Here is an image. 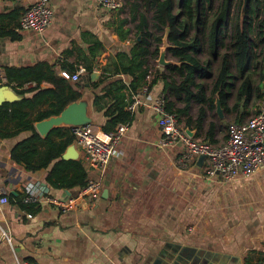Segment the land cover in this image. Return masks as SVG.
Segmentation results:
<instances>
[{
  "label": "crops",
  "instance_id": "1",
  "mask_svg": "<svg viewBox=\"0 0 264 264\" xmlns=\"http://www.w3.org/2000/svg\"><path fill=\"white\" fill-rule=\"evenodd\" d=\"M134 1L124 0L123 8L108 10L93 0H51L53 24L38 33L20 27L24 12L37 0H0V190L9 198L8 204L0 205V264L263 263L264 166L251 177L224 181L220 176H208L205 160L200 163V158L182 168L178 160L185 153L184 147H163L160 143L162 132L152 105L158 97L167 96L175 111L186 108L185 102L166 90L171 78L180 81L170 68L183 64L161 66L160 55L150 56L151 82L158 72L167 79H159L148 94L141 95L140 104L129 110L135 94L130 90L132 77L124 71L135 65L133 53L140 49L138 44L143 39L137 29L140 18L132 17ZM256 3L252 0L249 9L256 10ZM140 12L145 13L142 6ZM252 19L256 23L257 15ZM253 35L258 42L263 38L253 29L251 43ZM150 41L154 51L157 44ZM169 44L168 52L173 47ZM254 48L252 43L253 58ZM258 54L248 70L256 89L250 99L238 100L242 78L237 69H231L234 78L223 90L228 94L226 100L221 97L222 90L214 93L215 83L206 84L213 72L212 77L196 78L206 98L214 103L192 100L189 112L181 114V123L191 136L208 141L214 125L212 144L221 145L228 139L230 123L245 122L264 111V51ZM172 60L177 61L173 56ZM28 68H40L43 73L65 78L75 88L80 86V101L85 102L93 120L90 125L99 130L107 121L103 112L94 109V99L102 94L101 83L123 80L129 87L123 91L125 102L130 104L126 110L131 112V120L123 124L129 128L107 165L95 169L89 164L70 126H61L70 128L68 136L52 134L61 127L40 130L44 122L57 117L39 120L53 110L55 100L45 99L34 107L12 106L52 87L43 83L36 90L34 81L22 83L7 76L8 69ZM82 70L79 80L67 78ZM93 73L99 76L95 80ZM109 99L115 101L112 96L105 100ZM202 107L205 119L199 128ZM2 109H13V113H24L27 118H11ZM25 122L35 127L43 141L21 150L19 155H25L26 161L20 164L12 158L13 149L34 135L24 127ZM71 136L74 141L68 143ZM57 153L60 157L47 163L50 155ZM26 163L35 169H28ZM81 173H86L89 181L102 184L92 207L84 203L63 212L46 202V195L55 199L77 197L82 187L72 184ZM31 189L38 196L44 192L33 207L25 202Z\"/></svg>",
  "mask_w": 264,
  "mask_h": 264
},
{
  "label": "trees",
  "instance_id": "2",
  "mask_svg": "<svg viewBox=\"0 0 264 264\" xmlns=\"http://www.w3.org/2000/svg\"><path fill=\"white\" fill-rule=\"evenodd\" d=\"M142 2L148 7H154L155 11L153 14V25L154 30L157 33L150 31L148 17L146 13L140 12ZM233 0H224L222 8L220 10V15L217 20L214 21L211 32L209 34L210 46L214 52L223 46L221 41V35L223 33V28L226 25V18L230 10ZM179 12H176V1L175 0H135L133 3L132 17L136 20L137 17L140 18V24L137 27L138 32L143 34L142 41L138 44L140 49L134 50L133 62L135 65L128 70L124 71V75L132 77L130 81L131 93H139L144 85L149 74V57L153 56L158 58L160 55V47L163 44V38L166 31H169L168 40L172 44L170 53L177 62L183 65L173 66L172 69L180 77V81L171 78L170 83H166V90L171 91L178 100L186 103V108L182 111H175L173 109L174 105L167 100V110L170 112H176L179 116L181 114L188 113L190 110V103L192 100H196L201 103L208 102L204 94L203 86L196 83V78L212 77L213 62L208 60L202 62L198 55L201 52L202 40L198 33V28L201 26L202 21L200 20V0H180L178 4ZM239 14L237 16L236 24L234 27V37H233V57L235 59L236 69L242 78V84L240 86L238 100L250 99L255 94V82L248 74L249 66L254 60L252 56V43H251V32L255 29L258 34L263 35L260 39V43H264V0H257L256 10H250L245 3H242L239 9ZM243 12V13H242ZM243 14V17H242ZM257 15L256 23L254 19L252 20V15ZM251 17L250 21L249 18ZM126 23V22H124ZM255 23V25H253ZM192 29L197 30L195 36H191L190 32ZM153 39L157 44L154 51L151 50L153 43L150 41ZM139 73L136 76V73ZM7 76L10 80H20L22 83L28 81H34L37 83L36 90L41 88L43 83H49L52 87L48 89L40 90L32 99H25L22 102L16 103L12 106L23 107H34L36 104L44 101L45 99H53L56 101L52 105L53 110L44 113L40 116L39 120L49 118L51 116L60 115L65 108L74 102H78L83 98V92L78 88H75L68 80L65 78H60L56 74L43 73L40 68H28V69H8ZM167 79V76L160 75L156 73L155 80H153L149 88H153L159 79ZM231 73V65L229 61V55L226 54L223 58V63L219 71L218 78L215 82L214 93L222 90V99H227L228 94L223 92L226 87H230L229 81L233 80ZM144 80V83H142ZM101 95H97L94 99V109L96 112H103L104 117L107 119L105 125L103 126V131L112 132L117 126L123 123H128L131 120V112L126 110L130 104L125 102V94L123 91L129 87L123 82V80L113 81V82H102ZM143 85V86H142ZM192 87L199 88L198 93H195ZM258 90L260 88H257ZM112 96L115 101L109 99L105 100L107 97ZM257 97H261L258 96ZM212 104L214 102L210 101ZM212 107V106H211ZM4 110V109H2ZM7 116L11 118H27L24 113H13L12 110H4ZM10 111V112H9ZM3 114H6V113ZM205 119V110L200 108V113L198 117V127L201 128ZM188 124H191V120H188ZM24 127L28 130H32L34 135L29 139L25 140L13 149L12 158L18 163H25V155L22 153L19 155L21 150H26L32 143L37 141H43L41 136L35 131L33 125H28V122L24 123ZM1 130V128H0ZM213 131L214 125H211V130L207 136L209 142L213 143ZM59 133L62 136L70 135V128L61 127L54 129L52 134ZM3 137H8L7 134H3ZM74 141L71 136L68 143ZM57 157L60 154L50 155L47 163ZM28 169L34 170L35 167L26 163ZM77 167H82L80 163L76 164ZM83 168V167H82ZM89 180L86 173H81L80 177L73 182V186H81L82 188L88 184ZM72 186V187H73ZM31 207L35 206L34 203L28 204Z\"/></svg>",
  "mask_w": 264,
  "mask_h": 264
},
{
  "label": "built area",
  "instance_id": "3",
  "mask_svg": "<svg viewBox=\"0 0 264 264\" xmlns=\"http://www.w3.org/2000/svg\"><path fill=\"white\" fill-rule=\"evenodd\" d=\"M93 1L108 10L121 9L125 5L124 0ZM54 17L51 0H37L24 12L20 27L22 30L43 33L52 26ZM82 72L84 71L67 75V78L77 81ZM152 78L153 72L150 71L146 78L147 85L140 93L133 96V103L129 106V110H134L140 104L141 95L149 93ZM152 108L162 132L161 145L163 147L178 145L184 147L185 153L178 160L182 168H187L200 157L206 156V174L211 177L220 176L224 181H231L240 176L251 177L264 166V111L245 122L231 123L228 126V139L221 145H214L191 136L181 123V117L176 112L167 110L165 96L155 99ZM70 128L75 141L84 149L86 160L93 168L99 169L109 163L116 147L128 131L129 125L120 124L112 132L99 130L93 125L70 126ZM32 189L25 199L27 204L38 203L40 196L44 194V192H39L38 196L33 193ZM101 190L100 182L90 180L77 197L55 199L46 195L44 198L47 203L59 207L63 212H69L84 203L92 207L99 198ZM8 202V196L0 190V205L8 204ZM25 264L37 263L27 262Z\"/></svg>",
  "mask_w": 264,
  "mask_h": 264
},
{
  "label": "rangeland",
  "instance_id": "4",
  "mask_svg": "<svg viewBox=\"0 0 264 264\" xmlns=\"http://www.w3.org/2000/svg\"><path fill=\"white\" fill-rule=\"evenodd\" d=\"M175 1H176V12H179L178 4L180 0H175ZM223 2L224 0H200V20L202 21V24L198 28V33L202 40V47H201V53L199 55V59L202 62L212 60L213 62L212 72L214 74L213 78L209 79L206 82L207 86H212L215 83L216 77L223 63V58L226 54L229 55V61H230L232 72H237L236 65H235L236 64L235 59L233 57L234 27L236 24L237 16L240 11L239 9L241 8L242 3L243 2L245 3V0H233L230 10L228 12L227 18H226V25L221 35V41L223 43V46H221L217 50V52L214 54L210 46L209 34L211 32L214 21L219 18L220 10L222 8ZM250 4L248 5V8L250 7ZM141 6H142L143 12L147 14V17L149 19L148 22L151 25L150 27H151L152 32L157 33L154 30V27L152 26L153 25V14H154L155 8L148 7L143 2ZM242 17H243V14H242ZM250 19L251 17L249 18V21ZM196 33H197V30L195 29H192L190 32L191 36H195ZM252 43H253V47L255 46L257 50L256 51L257 53L254 51L255 52L254 58H258L259 51L260 50L264 51V43L261 44L260 42L255 40L254 35L252 36ZM167 57L172 60V56L170 52H168ZM239 81L240 80L238 79L237 82Z\"/></svg>",
  "mask_w": 264,
  "mask_h": 264
},
{
  "label": "water",
  "instance_id": "5",
  "mask_svg": "<svg viewBox=\"0 0 264 264\" xmlns=\"http://www.w3.org/2000/svg\"><path fill=\"white\" fill-rule=\"evenodd\" d=\"M252 0H245V6H248ZM169 33L163 39V45L160 48V57L158 63L161 66H170V65H180L177 61L168 60L167 52L168 49L171 47L168 40ZM139 39H142L140 36ZM99 76L97 73L92 74V79L95 80ZM221 111L220 108L218 110ZM93 123L92 118L88 114L87 106L85 102L78 101L70 104L65 110L57 117L51 118L47 122H44L40 127L41 131L44 132L45 128H52V127H61V126H82V125H90ZM44 126V127H43ZM188 133H190L188 131ZM206 159V156L200 157V163H203Z\"/></svg>",
  "mask_w": 264,
  "mask_h": 264
}]
</instances>
